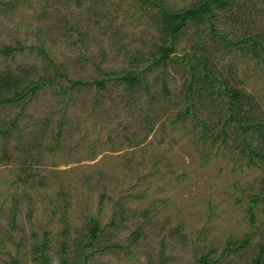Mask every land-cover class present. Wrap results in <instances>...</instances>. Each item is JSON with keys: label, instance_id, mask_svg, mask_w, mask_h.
<instances>
[{"label": "rangeland", "instance_id": "1", "mask_svg": "<svg viewBox=\"0 0 264 264\" xmlns=\"http://www.w3.org/2000/svg\"><path fill=\"white\" fill-rule=\"evenodd\" d=\"M156 12L152 0H0V49L16 46L0 74L21 77L2 94L45 79L0 103V264H264V158L244 140L264 154V48L189 22L155 62L172 38ZM214 17L264 47V0ZM199 39L246 130L222 106L187 107L184 53ZM137 69V83L118 76Z\"/></svg>", "mask_w": 264, "mask_h": 264}, {"label": "trees", "instance_id": "2", "mask_svg": "<svg viewBox=\"0 0 264 264\" xmlns=\"http://www.w3.org/2000/svg\"><path fill=\"white\" fill-rule=\"evenodd\" d=\"M229 0H198L188 7H185L181 10H173L170 6H168L164 0H152V2L157 7V12L155 18L162 25L163 31L170 35L172 38L167 43L158 47L157 52H153L150 56V60H154L158 62L163 58L167 59L168 52L173 50L174 43L173 37L179 32L184 26L192 22L196 26H201L206 22H210L211 31H213L217 36L221 37L224 41L232 42L236 45H239L242 42V45L247 46L251 45L252 50L257 51V49L264 48L263 40L260 37H255L253 35H244L239 40H233L231 37L226 36L224 33L218 31L215 27L214 23V15L216 9H225L227 7V3ZM193 47H191L190 51L184 53L188 64V76L185 79L184 91L185 97L187 100V107L193 109L195 112L197 111V103L198 102H210L211 106H218V109L222 106L220 110H218L217 114H222L225 117V122L228 119H235L238 121V125H241L244 130L249 128L252 124L248 123V117L245 114L240 113L236 107V97L233 95V89L226 88V84L223 79L216 74V72L211 68L208 63V56L202 52V47L200 43L202 39H199ZM248 42V43H247ZM203 43V42H202ZM242 45H239L240 48H243ZM16 46L8 45L4 46L0 49V51L6 52L14 49ZM137 71L125 70L121 73V78L127 80L129 84L137 83L139 80V73ZM26 75V73H24ZM28 74V73H27ZM21 80L20 76L14 75L11 71H6L5 73L0 74V103L7 101H14L20 98H23L28 92L34 91L38 84L45 79H39L38 82H32L30 86H27L25 90L17 91L15 90L12 95L2 94L1 90H9V88L14 87L15 84H18ZM97 81V85H104L103 81L95 79ZM78 82V80H77ZM228 94V101L225 100L226 93ZM226 105V106H225ZM189 110L187 109L186 112ZM229 115L227 118L224 116ZM228 112V113H227ZM182 116L184 114H181ZM245 140V148L249 152V154L253 156H259L264 158V154L259 152L257 148L252 147L249 143V140L244 136ZM98 228V223H95L91 226V234H95V230ZM203 264H208L210 260L207 259L206 255H203L200 258ZM261 257L259 256L256 264H260ZM44 264H48V261L44 259ZM13 264H16L15 262ZM74 264H80L75 262Z\"/></svg>", "mask_w": 264, "mask_h": 264}]
</instances>
